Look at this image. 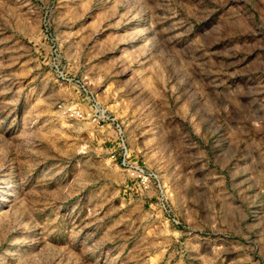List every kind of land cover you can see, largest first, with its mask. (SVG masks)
Returning <instances> with one entry per match:
<instances>
[{"label":"rangeland","instance_id":"obj_1","mask_svg":"<svg viewBox=\"0 0 264 264\" xmlns=\"http://www.w3.org/2000/svg\"><path fill=\"white\" fill-rule=\"evenodd\" d=\"M0 264H264V0H0Z\"/></svg>","mask_w":264,"mask_h":264}]
</instances>
